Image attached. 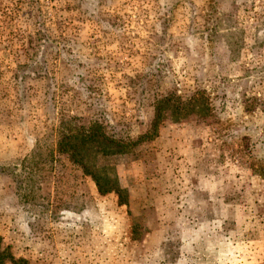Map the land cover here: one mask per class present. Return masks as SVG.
Wrapping results in <instances>:
<instances>
[{"label": "rangeland", "instance_id": "374dc122", "mask_svg": "<svg viewBox=\"0 0 264 264\" xmlns=\"http://www.w3.org/2000/svg\"><path fill=\"white\" fill-rule=\"evenodd\" d=\"M71 117L157 123L85 148L119 194L56 155ZM0 236L18 264H264V0H0Z\"/></svg>", "mask_w": 264, "mask_h": 264}, {"label": "trees", "instance_id": "16d2710c", "mask_svg": "<svg viewBox=\"0 0 264 264\" xmlns=\"http://www.w3.org/2000/svg\"><path fill=\"white\" fill-rule=\"evenodd\" d=\"M201 92L202 91H197L188 100H184L188 108L201 106L203 109H209L208 107H210V105L207 104V106H205L207 100L204 99L205 97H203ZM174 96V94H169V97H164L156 102L155 110L158 112V116L163 107L168 105V103L170 106V102ZM177 100L182 102L181 97H178ZM202 100H204V102H202ZM74 120L75 117L69 118V121L62 120L60 128H63V130L60 129L59 131L60 138L57 141L56 155L59 154L61 160L62 157H64L65 160L72 161L74 165L80 167L83 175L90 176L95 182L100 194L104 195L114 191L118 193L119 189L111 184L106 168L99 167V169L97 166H93L88 160V156L91 157V153H89L88 150L86 151L85 148L90 146L93 150L96 149L95 154L98 155L99 153V155L102 154L104 156L117 151H124L125 149L130 150L142 140L153 137L156 133L154 131L157 130L158 127L157 123L154 122L153 129L145 134L139 135L136 139L128 138L129 140H127L109 134L104 124L98 120L89 121L88 124H82L80 122L75 123ZM79 146L81 149H79ZM113 148H117L118 150H112ZM2 241L3 238L0 236V264H7V260H10L13 264H18V261H26L24 258L17 259L12 254H7L6 251L9 246L6 248L3 247Z\"/></svg>", "mask_w": 264, "mask_h": 264}]
</instances>
